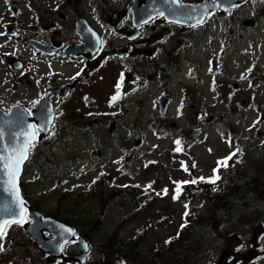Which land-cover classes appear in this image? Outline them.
<instances>
[{"label":"rangeland","instance_id":"obj_1","mask_svg":"<svg viewBox=\"0 0 264 264\" xmlns=\"http://www.w3.org/2000/svg\"><path fill=\"white\" fill-rule=\"evenodd\" d=\"M12 1L0 0V16ZM17 1L24 7V0ZM231 28L235 32L231 39L222 36L221 40L218 33L204 36L202 41L174 38V51L159 58L163 68L170 70L182 54L179 77L172 80L168 93L162 83L149 81L152 69L143 79L127 85L123 95L135 92L122 103L126 118L120 141L107 124L76 134L61 128L58 139L47 141L48 148L41 151L37 147L23 182L25 195L34 207L38 204L43 212L73 225L80 235L92 225L100 228L92 238L99 251L93 264H112L109 259L123 255L126 243L133 241L139 242L134 248L139 258L127 259L128 264H151L152 258L157 264H176L180 255H188L186 264H233L231 254H239L240 259L248 254L239 247L260 244L264 248V235L262 241L258 239L264 234V34L240 37L239 26ZM253 43L259 44L255 58ZM10 51L8 44L3 52ZM38 81L39 76L0 65V106L13 100L33 104L42 90ZM94 82L95 99L84 101L77 95V100L68 104L67 121L105 118L119 110L116 103L108 101L115 92L110 83L98 78ZM162 94L174 98L166 118H161L157 109ZM177 140L184 152L175 150ZM237 149L230 167L215 184L182 189L180 200L173 204L177 200L173 199L174 182L200 177L208 181L217 161ZM237 176L245 183L235 189L239 201L221 213L216 198L209 199L210 190L217 193L228 188L227 183ZM125 184L140 185L143 194L153 198L141 197L135 209L124 207L125 199L111 201L112 188ZM192 203L190 230L166 247L167 239L181 229L182 205ZM58 208L61 212L55 214ZM144 226L147 232L140 229ZM9 237L0 252V264H34L29 263L32 251L25 249L31 239L23 229H13ZM242 261L252 263L248 258Z\"/></svg>","mask_w":264,"mask_h":264},{"label":"flooded vegetation","instance_id":"obj_2","mask_svg":"<svg viewBox=\"0 0 264 264\" xmlns=\"http://www.w3.org/2000/svg\"><path fill=\"white\" fill-rule=\"evenodd\" d=\"M133 0H24V7L22 3L13 0L5 9L3 16H0V33H15V35L6 36L11 41L16 43L17 47L24 48L26 54L33 57L39 65L49 67H71L74 70V79L67 83L60 84L57 80H51L46 84L40 96L36 99L41 100L44 92L57 91L64 86H69L71 83H76L75 87L71 86V91L65 99H54L56 103L54 106L56 111H59L57 124L59 131L64 128L66 133H81L89 123L91 128L102 124H115L117 127V134L114 136L118 141V135L121 131V126L125 120L124 114H115L103 123H98L100 119L85 120L77 118L74 121H67L66 117L69 113V103L72 100H77V95H81V99L91 102L95 99L93 87L95 79L101 81L106 80L110 83V88L116 90L115 85L120 82L121 88L128 85L135 78H143L145 73L153 70L155 80L163 84L164 89H168L164 81L167 73L164 71V66L161 64L159 58L164 55H170L174 51L172 41L175 37L190 38L193 37L197 40L202 39L210 33H217L222 37H234L235 32L231 25L239 26L238 35L240 37H254L259 32L264 34V0H249L243 3L242 0L234 2L235 7L225 13L222 9L215 13H211L203 17V24H196V20L185 21L182 23H171L170 20L175 17L168 16L165 19L162 16L154 15L147 23H140L139 26L133 25V15L130 10ZM225 1V2H224ZM227 0H218L222 5L226 4ZM202 2L209 3V0H181L183 5H198ZM6 14L8 16H6ZM228 20L229 21L228 23ZM83 23V24H82ZM195 26H192L193 24ZM86 26H85V25ZM184 24V25H182ZM114 26L121 29L124 35L116 34ZM89 28V29H88ZM89 30L98 35L99 39L103 41L102 46H97L96 40L90 39L86 42L84 38L89 40ZM83 32V36L80 34ZM96 32V34L94 33ZM2 35H0L1 37ZM34 43L40 44V47L45 49L46 53L39 52ZM71 47H81L86 53L92 55L90 60H85L82 57L77 59L67 57L63 58L65 51ZM49 52V54H47ZM24 69L22 59L14 56ZM145 58V59H144ZM5 62L7 57H5ZM9 66V65H8ZM10 67V66H9ZM149 67V68H148ZM11 68V67H10ZM79 73V75H77ZM121 76L123 78L121 79ZM84 86V89H81ZM64 91V89L62 90ZM63 93H66L65 91ZM45 95V94H44ZM87 97V100L85 99ZM75 98V99H74ZM80 99V98H78ZM111 124V125H112ZM65 135V134H64ZM47 139H44L39 144L43 150L47 147ZM52 139V138H51ZM29 168H26V176ZM24 191V190H23ZM127 193L115 192L114 198L111 201H119L121 198L126 197ZM27 199L28 205L34 208L41 214L42 217H52L37 204L32 206L30 199ZM123 202L124 207H128V203ZM137 202L134 198L130 201L131 208L135 209ZM122 206V205H121ZM138 211V210H137ZM61 212L58 208L55 214ZM56 216V215H55ZM53 216V218H56ZM93 226V225H92ZM90 226L86 232H92L90 236L89 252L87 260L84 264H93V257L97 258L99 253L98 247L92 238L99 234L100 228ZM261 228V227H260ZM84 231V233H86ZM87 234V233H86ZM48 236V235H47ZM260 236V235H259ZM258 236V237H259ZM139 242H132L123 249V255L117 259H109L112 264H128L129 258L138 260L139 256L134 252V248ZM34 245V242H30ZM35 246V245H34ZM260 244L252 248L250 245L243 247V251H247L243 258H248L252 264H264V256L260 255ZM37 249V248H36ZM31 252V260L29 263L36 264H69L63 259H54L48 255H43L37 249ZM258 249V251L253 250ZM41 255H40V254ZM77 254V248L74 244L65 247L64 255L66 257H73ZM239 254L234 253L233 258L240 260ZM178 258L176 264H186L190 262L188 255ZM151 264H157V259L152 258ZM38 264V263H37ZM79 264V263H74ZM142 264V263H141Z\"/></svg>","mask_w":264,"mask_h":264},{"label":"snow or ice","instance_id":"obj_3","mask_svg":"<svg viewBox=\"0 0 264 264\" xmlns=\"http://www.w3.org/2000/svg\"><path fill=\"white\" fill-rule=\"evenodd\" d=\"M163 3L168 6L166 10L153 8L152 13H150L148 15V18L143 22L147 23L149 19H152L153 15L162 16L165 19H168V16L165 15V11H168L172 14L173 17H175L174 19L170 20L171 23H182L195 19L196 24H203V18L196 19L194 16L196 9L199 7L202 13H206L209 7L217 8L220 6L218 0H209V3L204 4L203 6L183 5L181 3V0H163ZM234 6L235 5H233V7ZM175 9L187 11L177 12ZM6 34L7 33H0V35ZM12 35H15V33H12ZM99 44L102 46L103 41L100 40ZM0 47H2V45H0ZM77 75H79V73H77ZM122 78L123 76H121V79ZM115 87L116 93L110 98V104L115 103L121 96V83L118 82ZM85 99L87 100V97H85ZM39 103L40 100L34 101L33 106L35 107ZM182 106L183 103L181 102V107ZM47 111L48 114L46 118L39 125H37L36 123L25 122L23 120L25 113L23 112H21L16 119L0 118V192L7 194V199L2 205H0V252H3L5 250L2 241L7 237L8 230L12 227V225L23 226L25 224H32L33 226H35L39 219L38 217H32L30 219L31 214L29 213V210L26 206V202L20 195L19 178L21 175L22 166L24 165L25 161L29 159V155L32 149H34L36 142L38 141L40 132H55L53 113L51 112V109H48ZM177 111L179 114L180 110L178 109ZM11 114V110H9V113L6 115L11 117ZM26 115L32 116L33 113L31 111H28ZM17 127L19 130H11ZM6 132L8 133L7 140ZM175 143L178 145L175 150L177 152L181 151V148L179 147L181 142L177 140L175 141ZM238 151L239 149H237V151L229 153L228 156L217 161V168L213 169L214 176L211 178H207L208 182L215 184L216 181L220 179V176L217 174L219 169L221 167H228V161L236 156ZM185 170L187 171L186 167ZM199 179L201 181H204L206 178L200 177ZM191 182L196 183V180H193ZM93 183H95V181H93ZM174 183L177 184L176 194L173 196V199L175 200L180 194V183H188V181ZM147 187L150 188L151 185H148ZM163 192L164 194H167V189H164ZM157 195H160V193H157ZM185 207L187 208V205H185ZM187 215L188 213L185 212V216ZM59 228V235L62 237V239L57 244V250L62 253L64 252L65 246L67 244L76 242L75 239H70L76 237V232L71 228L64 227L63 225L59 226ZM168 242L170 241H166V243ZM88 247L89 246L87 244H83V248L85 250H87ZM237 250L239 251V249Z\"/></svg>","mask_w":264,"mask_h":264},{"label":"water","instance_id":"obj_4","mask_svg":"<svg viewBox=\"0 0 264 264\" xmlns=\"http://www.w3.org/2000/svg\"><path fill=\"white\" fill-rule=\"evenodd\" d=\"M141 1H143V3L145 4L144 6L142 5ZM204 4H207V3H202V4H199L197 6H203ZM167 7L168 6L163 3V0H160L159 2L155 0V3H154V0H140L139 2H137L136 5L132 6V10H133V14H134V22H135V24L139 25L142 21H144L146 18H148V15L150 13H152L153 8H160L162 10H166ZM217 9H218V7L217 8L209 7L208 11L206 13H208L209 11H215ZM175 10L177 12L187 11V10H179V9H175ZM206 13H202L200 8L198 7L196 9V12L194 13V16L196 19L197 18H203ZM165 14L172 16V14L169 13L168 11H165ZM66 52L77 57L81 51L78 52L77 48H71V49L67 50ZM14 68H18V67L14 66ZM169 103H170V99L167 97L163 98L159 102L160 113L163 116L166 115ZM48 109H51V112L53 113L52 106L49 103L48 98H47L46 100L44 99L42 102L37 104V110L35 112H32L33 113L32 116L26 115V111L22 107L13 106L11 108V113H12L11 117L6 115V113H4L0 109V118L16 119L17 116L21 112H23V113H25V115L23 117V120L25 122L36 123L37 125H39L46 118V116L48 114V111H47ZM54 116H55V113H53V118H54ZM86 128L89 129L90 126L88 125ZM11 130L17 131L19 129L17 127V128L11 129ZM55 131H56V127H55ZM52 134L54 135L55 132H53ZM7 139H8V133L6 132V140ZM22 168H23V166H22ZM21 173H22V171H21ZM20 177H21V175H20ZM19 180H20V178H19ZM19 189H20V187H19ZM20 195H21V193H20ZM6 199H7V194L0 192V205H2ZM33 217H38L39 218L38 222L35 226H33L32 224L26 225V231L36 240V245L45 253H50L53 256L61 255V252H59L57 250V244L62 239V237L59 235V233H60L59 226H61V225H63L64 227H67V226L65 224L60 223L58 221H55L51 218H47L45 220H42L40 218V216L37 214H33ZM43 231H47V232L51 233L54 236V238L51 240H46L42 234ZM70 239H73V238H70ZM77 241H82V239H79Z\"/></svg>","mask_w":264,"mask_h":264},{"label":"trees","instance_id":"obj_5","mask_svg":"<svg viewBox=\"0 0 264 264\" xmlns=\"http://www.w3.org/2000/svg\"><path fill=\"white\" fill-rule=\"evenodd\" d=\"M242 183V180L240 177H234L231 179L230 182H228L227 184H230L228 188H224L223 192L221 193V196L217 197V193L214 192L213 190H210V196L209 199L212 198H216V201L218 202L219 207V212L221 213H226L228 212V210L234 205L235 202L239 201L237 198L234 197V195L236 194V188H238V186H240ZM243 197L239 198L240 200ZM87 234L83 233L84 236L87 239H90V236L92 234V232H86Z\"/></svg>","mask_w":264,"mask_h":264}]
</instances>
